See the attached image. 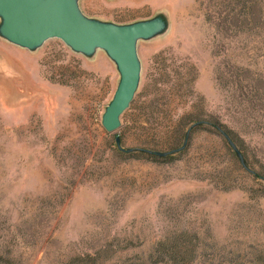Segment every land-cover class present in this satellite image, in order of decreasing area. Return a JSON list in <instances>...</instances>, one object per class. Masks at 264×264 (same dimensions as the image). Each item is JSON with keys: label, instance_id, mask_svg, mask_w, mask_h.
Returning <instances> with one entry per match:
<instances>
[{"label": "rangeland", "instance_id": "1", "mask_svg": "<svg viewBox=\"0 0 264 264\" xmlns=\"http://www.w3.org/2000/svg\"><path fill=\"white\" fill-rule=\"evenodd\" d=\"M79 8L165 29L138 42L139 86L114 133L101 118L118 75L102 55L0 38V264H264V0ZM201 121L233 131L244 163ZM165 239L192 259L152 257Z\"/></svg>", "mask_w": 264, "mask_h": 264}, {"label": "water", "instance_id": "2", "mask_svg": "<svg viewBox=\"0 0 264 264\" xmlns=\"http://www.w3.org/2000/svg\"><path fill=\"white\" fill-rule=\"evenodd\" d=\"M165 29L161 17L119 25L86 17L79 0H0V38L18 48L36 52L49 40H58L87 60L101 51L112 62L118 82L101 118L107 133L121 126L138 89L141 64L137 45ZM119 143L118 138H115Z\"/></svg>", "mask_w": 264, "mask_h": 264}, {"label": "trees", "instance_id": "3", "mask_svg": "<svg viewBox=\"0 0 264 264\" xmlns=\"http://www.w3.org/2000/svg\"><path fill=\"white\" fill-rule=\"evenodd\" d=\"M198 125L211 126L212 129L224 140L226 145L238 157L240 163H242V164L244 163V160H243L240 152L236 149V143H235L233 131L229 130L228 128L224 127L223 125H221L217 122L215 124H212V123L210 124V123H206L204 121H201L198 123ZM182 147L175 149V150H172L171 152L174 153V152L178 151L179 149H182ZM168 154H170V153H168ZM149 155L155 156L156 154L150 153ZM183 249L184 248L182 247L181 242H179L175 239H173V240L165 239V240H163L157 244L154 252L152 253V257L155 256V257H157V259H160L161 261H166L168 263V262L180 261L179 260L180 257H182V255H184V256H186L187 261H190L192 259V254H193L191 249H189V250H187V249L183 250ZM181 262H184V261H181Z\"/></svg>", "mask_w": 264, "mask_h": 264}, {"label": "crops", "instance_id": "4", "mask_svg": "<svg viewBox=\"0 0 264 264\" xmlns=\"http://www.w3.org/2000/svg\"><path fill=\"white\" fill-rule=\"evenodd\" d=\"M100 55H102L111 65H112V67H113V69H114V71H115V73H117L116 72V70H115V67H114V65L112 64V62L105 56V54L103 53V52H101V51H99V52H97L96 53V55H95V57L93 58V59H91V60H87L88 62H91V63H93V62H95L96 60H97V58L100 56Z\"/></svg>", "mask_w": 264, "mask_h": 264}]
</instances>
